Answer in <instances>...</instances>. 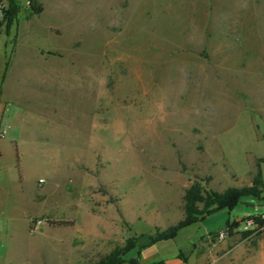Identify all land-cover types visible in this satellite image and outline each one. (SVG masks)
Segmentation results:
<instances>
[{
    "label": "rangeland",
    "instance_id": "374dc122",
    "mask_svg": "<svg viewBox=\"0 0 264 264\" xmlns=\"http://www.w3.org/2000/svg\"><path fill=\"white\" fill-rule=\"evenodd\" d=\"M14 1L8 30L0 0V264H96L130 241L140 264L193 243L206 264H264L253 196L147 244L183 219L193 183L264 179V0Z\"/></svg>",
    "mask_w": 264,
    "mask_h": 264
},
{
    "label": "trees",
    "instance_id": "16d2710c",
    "mask_svg": "<svg viewBox=\"0 0 264 264\" xmlns=\"http://www.w3.org/2000/svg\"><path fill=\"white\" fill-rule=\"evenodd\" d=\"M29 6L33 13L40 14L43 12V3L37 0H30ZM20 10V5L14 0H10V6L6 11L7 28L11 27L15 21L17 14ZM8 66V65H7ZM17 169L19 172L20 179H22V165L20 153L17 151L16 154ZM264 179L261 170L256 174L253 185L243 187H229L224 192H211L206 195L203 194V188L201 184L193 183L185 192L184 195V210L185 215L178 223L166 227L165 229H157V231L149 236L150 244L157 243L162 240L174 239L177 237L180 229L202 221L206 216L210 215L214 211L219 209L228 208L232 210L240 201L243 196H253L257 200H264ZM204 203V209L198 208V203ZM239 220H228L226 225L233 230L239 225ZM58 225H69L70 222L66 220H59L56 222ZM137 244L134 241H130L123 247H117L106 257L101 259L96 264H126L128 262L137 264L136 259H127V253ZM156 264H165L164 261H160Z\"/></svg>",
    "mask_w": 264,
    "mask_h": 264
},
{
    "label": "crops",
    "instance_id": "0c3cea01",
    "mask_svg": "<svg viewBox=\"0 0 264 264\" xmlns=\"http://www.w3.org/2000/svg\"><path fill=\"white\" fill-rule=\"evenodd\" d=\"M5 111H6V103L4 102L3 98L0 96V124L4 120ZM2 129H6V128H2L0 126V131ZM10 133L12 134L11 130L10 131L7 130L5 136H8V135L11 136ZM4 137L0 136V140H2ZM15 137L19 138V136L12 135L11 143H13V149H14L15 156H16L17 151L20 153V155L22 154L20 152V150L22 148H21V144L18 141V139H13ZM2 156H3V152L0 149V157H2ZM22 156H23V154L21 155L22 179L24 178V180H25V178H26L25 177V169H24L25 167H24V164H23ZM15 165H16V168H17V161H16ZM1 170H2V168H1V164H0V172H1ZM17 175H18V179H19V181L21 183L22 179H20L18 169H17ZM162 241H166V240H162ZM162 241H159L157 243H153L152 245H154V247L157 248L158 244H160V242H162ZM147 244H150V239L147 242ZM191 246L192 247L189 250V252L186 253L185 251L180 250V252L176 256L171 257L170 259L169 258H164V257L160 256L158 253H154L152 256H150L148 258V261L151 264H156V263H158L160 261H164L165 264H206V260H207V257H208V253L206 251V244L204 243V245L201 244L200 246H197L195 243H193ZM137 264H140V263L138 262Z\"/></svg>",
    "mask_w": 264,
    "mask_h": 264
},
{
    "label": "built area",
    "instance_id": "2783aa9c",
    "mask_svg": "<svg viewBox=\"0 0 264 264\" xmlns=\"http://www.w3.org/2000/svg\"><path fill=\"white\" fill-rule=\"evenodd\" d=\"M7 130L6 129H2L0 131V136L4 137L6 134ZM42 223L41 220H38L37 222L34 223V225H40ZM243 223L246 225V227H251L252 225H256L255 219L254 218H247L243 221ZM231 231V228L229 226H224L222 229H220L217 232V238L218 239H223L225 238L229 232Z\"/></svg>",
    "mask_w": 264,
    "mask_h": 264
}]
</instances>
